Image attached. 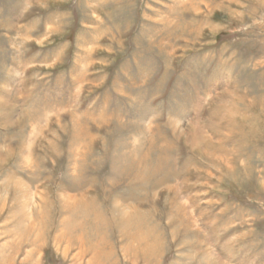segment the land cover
I'll return each mask as SVG.
<instances>
[{
  "label": "rangeland",
  "instance_id": "374dc122",
  "mask_svg": "<svg viewBox=\"0 0 264 264\" xmlns=\"http://www.w3.org/2000/svg\"><path fill=\"white\" fill-rule=\"evenodd\" d=\"M0 264H264V0H0Z\"/></svg>",
  "mask_w": 264,
  "mask_h": 264
}]
</instances>
